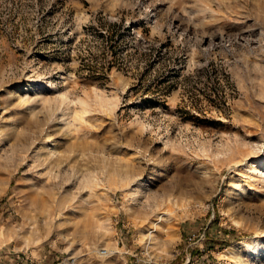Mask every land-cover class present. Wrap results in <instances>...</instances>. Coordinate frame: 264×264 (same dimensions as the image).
Instances as JSON below:
<instances>
[{
	"label": "rangeland",
	"instance_id": "rangeland-1",
	"mask_svg": "<svg viewBox=\"0 0 264 264\" xmlns=\"http://www.w3.org/2000/svg\"><path fill=\"white\" fill-rule=\"evenodd\" d=\"M0 251L264 264V0H0Z\"/></svg>",
	"mask_w": 264,
	"mask_h": 264
},
{
	"label": "crops",
	"instance_id": "crops-1",
	"mask_svg": "<svg viewBox=\"0 0 264 264\" xmlns=\"http://www.w3.org/2000/svg\"><path fill=\"white\" fill-rule=\"evenodd\" d=\"M43 259L36 260L35 264H48L49 262L45 263ZM0 264H30L29 256L26 259L22 260V258L18 255H12V253L3 254L0 251Z\"/></svg>",
	"mask_w": 264,
	"mask_h": 264
},
{
	"label": "built area",
	"instance_id": "built-area-1",
	"mask_svg": "<svg viewBox=\"0 0 264 264\" xmlns=\"http://www.w3.org/2000/svg\"><path fill=\"white\" fill-rule=\"evenodd\" d=\"M55 264H66L63 259H59L55 262Z\"/></svg>",
	"mask_w": 264,
	"mask_h": 264
},
{
	"label": "bare ground",
	"instance_id": "bare-ground-1",
	"mask_svg": "<svg viewBox=\"0 0 264 264\" xmlns=\"http://www.w3.org/2000/svg\"><path fill=\"white\" fill-rule=\"evenodd\" d=\"M19 93V91H17L16 92V94H18ZM20 94V93H19ZM249 167H251L252 168V166H249ZM256 170V169H255ZM143 185V183L141 182L140 183V185H139V187H141ZM258 242V241H257ZM259 243V242H258ZM242 244V243H241ZM261 244V243H260ZM244 245V244H243ZM258 245V244H257ZM263 245V244H262ZM245 246V245H244ZM255 246V245H254ZM259 247H260V245H259ZM233 249V248H232ZM105 253V252H104Z\"/></svg>",
	"mask_w": 264,
	"mask_h": 264
}]
</instances>
